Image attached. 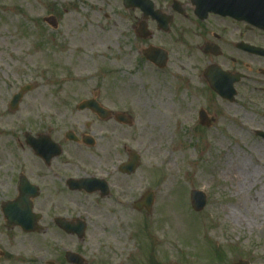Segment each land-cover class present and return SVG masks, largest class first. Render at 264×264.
<instances>
[{
  "label": "rangeland",
  "instance_id": "rangeland-1",
  "mask_svg": "<svg viewBox=\"0 0 264 264\" xmlns=\"http://www.w3.org/2000/svg\"><path fill=\"white\" fill-rule=\"evenodd\" d=\"M141 15L126 10L122 0H0V264H67L66 252L87 264H264V216L258 215L264 208V168L258 164L264 162V139L256 135L264 133V95L246 93L236 104L210 96L198 83L194 57L177 48L176 32H157L148 41L134 35ZM48 16L57 18V29L44 22ZM148 44L169 52L166 69L143 58ZM26 85L33 91L12 111V97ZM92 98L131 116L133 124L104 123L77 111ZM156 108L169 117L165 128L152 116ZM201 109L213 118L211 127L200 125ZM47 130L63 142L68 131L93 135L92 155L106 150L113 164L75 165L66 144L68 154L41 181L43 195L34 204L43 232L7 229L2 205L17 198L20 175L35 179V165L39 173L42 168L24 134ZM130 151L140 155V166L121 176L117 168ZM237 154L246 169L237 161L227 166ZM64 176H104L112 190L106 198L61 193ZM238 183L244 185L239 196ZM192 190L208 196L200 213L191 207ZM149 191L155 196L151 212L135 210ZM59 194L75 202L60 209ZM56 217L83 220L85 238L63 233Z\"/></svg>",
  "mask_w": 264,
  "mask_h": 264
},
{
  "label": "flooded vegetation",
  "instance_id": "flooded-vegetation-1",
  "mask_svg": "<svg viewBox=\"0 0 264 264\" xmlns=\"http://www.w3.org/2000/svg\"><path fill=\"white\" fill-rule=\"evenodd\" d=\"M149 1H151L154 5V12L158 11L167 16L164 18L165 20H169L167 18L171 19L169 29L170 31L177 33V48H182L183 51H187V54L194 57V62L192 61L191 63L193 69L197 72L198 83L210 93V96L219 98L225 103L236 104L243 96H245L246 93H249L250 95H264V30L253 24V21L258 19H255L251 15H247L245 12L247 7L264 6V0ZM159 3H161V6ZM166 4H168V6L166 11H164L163 6ZM202 9H206L207 12H202ZM138 11L142 13V20L135 28H133V33L138 39L141 41L152 40L155 38L157 32L162 35H168L161 32L163 30L159 27L160 24L157 23V21H155L150 14L146 16L145 13L140 10ZM141 24L146 25L147 31L145 34H141L140 32ZM150 26L156 28V31H154L153 28H150ZM143 35L148 36V39H144ZM152 45L153 44H148V47ZM147 48L142 49V56L144 59V53ZM169 61L170 54L168 64ZM213 80L224 81L226 84L232 85L233 92L235 93L234 103H230L227 100L218 97L211 90L209 83ZM97 102L99 101L97 100ZM99 104L101 103L99 102ZM82 112H87L98 121L104 123L111 121L117 122V113L113 111H110L111 119L109 121H102L91 110H85ZM86 127L90 129L91 124H88ZM68 132H72L74 134L72 136L73 140H70L67 136ZM68 132L64 134V142L54 139L56 135L51 130H47L45 133L31 134L32 141L36 145L29 147V149L36 161L40 162V168L41 166L42 168L39 173L38 168L35 165V179L28 178L25 175H20L19 179L21 176L27 177L31 186L36 189L38 196L35 198L34 204L35 201L40 199L43 195V191L40 187L42 185L41 181L47 179V175L49 173L54 172V170H58L61 165L60 161L64 158L65 153L68 154L67 148L69 149V146L66 148V144H70L73 149L69 155L74 160L73 164L75 165L90 167L91 163L95 162L100 168L103 165L106 166V162L109 167L113 164L110 155H108L107 160L106 150H104V154H102L101 157H95L92 155V151L97 147V140L93 137V135H77L74 131ZM41 136H46L57 144V146L62 150V154L57 158H53L49 162L38 156L36 146ZM85 136H88V140H84ZM35 163L38 164L37 162ZM53 174L56 177V173ZM106 174L108 176L110 175L109 172H106ZM119 174L121 176H125L121 173ZM64 178V180L60 179L62 182L58 187L61 193L71 192L88 194L82 190H73L69 184L71 180H80L84 178L103 180L104 183H107L110 193L112 190L110 181L104 176H88L79 178L64 176ZM96 193L101 197L100 190H97V192L92 194ZM57 196V202L60 198L66 197L63 194H59ZM53 199V196L48 198L50 202ZM58 207L62 209L64 204H60Z\"/></svg>",
  "mask_w": 264,
  "mask_h": 264
},
{
  "label": "water",
  "instance_id": "water-1",
  "mask_svg": "<svg viewBox=\"0 0 264 264\" xmlns=\"http://www.w3.org/2000/svg\"><path fill=\"white\" fill-rule=\"evenodd\" d=\"M124 5L126 8H140L145 14L151 15L159 24L160 28H164L166 32L169 31V20H165L164 16L159 12L153 11V4L149 0H124ZM205 13L206 9H202ZM247 15L253 16L256 21H253V24L264 29V6L257 7H247L245 9ZM47 22L53 28L58 27V23L55 17L46 18ZM147 31L146 25L141 24L140 32L145 34ZM143 38H148V36L143 35ZM145 57L155 64L159 68H165L168 61V54L160 48L150 47L145 51ZM208 73V72H206ZM212 89L218 92L223 98L231 100L234 96L231 85L226 84L224 81L213 80L210 83ZM33 86L27 85L23 87L18 94H16L11 103L10 108L15 111L18 109L24 95L31 91ZM90 109L94 113L98 114L99 117L103 120L109 119V112L102 108L95 100H90L83 102L79 106V110ZM116 120L119 123L126 125L132 124L131 117L126 116L125 114H118ZM200 120L203 125H209L210 121L207 118V115L204 111L200 113ZM257 135L264 138V133L257 132ZM71 139L72 137L68 135ZM27 144L29 146H35L30 135H26ZM37 152L38 156L44 158L49 162L52 158L58 157L61 155V149L54 144L50 138L43 136L37 142ZM140 163V157L137 153H132L130 155V160L127 164L122 165L119 168V171L123 174L131 175L135 173ZM73 190H85L88 193L100 190L102 197H105L109 194L108 187L103 181L95 179H83L79 182L70 181L69 182ZM38 196L36 189L33 186H30L29 182L25 177H22L20 180L19 186V196L16 200L12 202H7L2 205V212L6 221V227L8 229H13L15 227L21 228L26 233L41 232L42 229L38 226V222L41 220V215L33 213V202L32 200ZM191 200L193 208L196 212H201L205 206L207 197L204 193L200 191H192ZM154 203V194L147 193L143 199L135 204L137 210H142L146 208L148 211H151V208ZM56 225L62 229L64 232L70 235H77L80 240L85 237L86 224L83 221L78 220L75 222H68L65 219L59 218L55 220ZM69 264H86L85 259L75 253L67 252L65 256ZM235 264H249L247 261H240Z\"/></svg>",
  "mask_w": 264,
  "mask_h": 264
},
{
  "label": "bare ground",
  "instance_id": "bare-ground-1",
  "mask_svg": "<svg viewBox=\"0 0 264 264\" xmlns=\"http://www.w3.org/2000/svg\"><path fill=\"white\" fill-rule=\"evenodd\" d=\"M144 107H146V108H148L149 107V105L148 104H146V105H144ZM182 111L183 110H181V111H179L178 112V115L179 116H181L182 118H184V113L186 112L185 110L183 111V113H182ZM152 116H154L157 120H159L160 122H161V125H163V127L165 128V124H168V122H169V117H167L164 113H162L161 112V109H155L154 111H153V113H152ZM168 134V133H167ZM260 154V156H261V153H259ZM240 159V157H239V155L237 154V156H236V158L233 160V159H231L230 160V163L227 165L228 167H232L233 165H234V162L235 161H237V163H238V165H243V167H244V169H246L247 168V165L246 164H244L243 163V161L242 160H239ZM258 164L260 165V167H262V168H264V162H262V161H260V160H258ZM236 176H233L232 177V179H231V181H236ZM237 189H238V191H237V196H239L240 194H242V192H243V190H244V185H242V183H238L237 184ZM244 194V193H243ZM68 202H75V199H69V198H60L59 200H58V205H60V204H66V203H68ZM261 215V216H264V208L263 209H261L259 212H258V215ZM230 217L233 219V220H236V221H241L240 220V218L237 216V214H236V212H232L231 214H230ZM262 218H264V217H262ZM126 245V244H125Z\"/></svg>",
  "mask_w": 264,
  "mask_h": 264
}]
</instances>
